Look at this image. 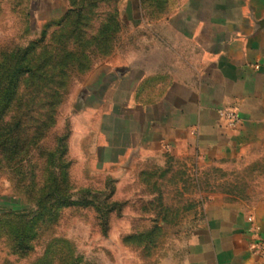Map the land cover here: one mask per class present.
Here are the masks:
<instances>
[{
  "label": "rangeland",
  "instance_id": "rangeland-1",
  "mask_svg": "<svg viewBox=\"0 0 264 264\" xmlns=\"http://www.w3.org/2000/svg\"><path fill=\"white\" fill-rule=\"evenodd\" d=\"M183 2L0 0V53L45 40L56 54L65 47L80 57L44 137L17 160L0 152V264H189L211 203L264 206V140L214 161L192 146L112 149L126 140L114 138L117 109L99 86L102 70L115 57L136 55L129 49L143 44L145 19ZM137 28L141 36L132 35ZM84 62L86 71L77 67ZM15 116L7 113L4 123ZM26 137L35 140L34 129ZM24 208L31 212L21 218L6 212ZM42 212L48 223L36 226L32 248L14 250L12 226Z\"/></svg>",
  "mask_w": 264,
  "mask_h": 264
},
{
  "label": "crops",
  "instance_id": "crops-1",
  "mask_svg": "<svg viewBox=\"0 0 264 264\" xmlns=\"http://www.w3.org/2000/svg\"><path fill=\"white\" fill-rule=\"evenodd\" d=\"M143 28L136 55L113 58L99 81L117 109L114 138L126 140L113 150L192 146L214 161L264 140V0H184ZM224 111L240 124L228 127ZM205 223L189 264H264V206L215 201Z\"/></svg>",
  "mask_w": 264,
  "mask_h": 264
},
{
  "label": "trees",
  "instance_id": "trees-1",
  "mask_svg": "<svg viewBox=\"0 0 264 264\" xmlns=\"http://www.w3.org/2000/svg\"><path fill=\"white\" fill-rule=\"evenodd\" d=\"M72 34L67 36L68 39ZM80 37L82 35L78 37L79 40ZM77 52L63 47L56 54L51 45L41 40L30 43L23 50L0 53V152L3 155L8 154L17 160L21 150H26L32 142L44 137L45 132L54 125L61 91L66 85L67 70L80 58L77 57ZM77 67L82 71L88 69L85 62L79 63ZM12 111H15L16 116L11 117L12 121L4 123L7 113ZM33 129L36 137L31 141L26 137V132ZM52 193L54 190L49 191L47 196H52ZM6 212L17 214L21 218L31 211L24 208ZM46 212L38 214L35 220L26 221L24 218L12 226L14 250L27 253L32 248L31 240L35 239L36 226L40 222L43 225L48 223ZM131 240L133 237L127 239ZM61 259L65 264V258Z\"/></svg>",
  "mask_w": 264,
  "mask_h": 264
},
{
  "label": "built area",
  "instance_id": "built-area-1",
  "mask_svg": "<svg viewBox=\"0 0 264 264\" xmlns=\"http://www.w3.org/2000/svg\"><path fill=\"white\" fill-rule=\"evenodd\" d=\"M222 117L230 128H235L240 124V118L237 113L233 111H224L221 113Z\"/></svg>",
  "mask_w": 264,
  "mask_h": 264
}]
</instances>
